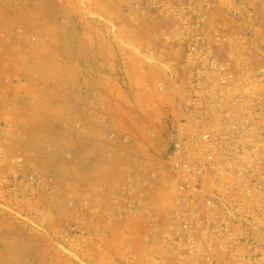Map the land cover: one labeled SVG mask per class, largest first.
<instances>
[{
	"label": "rangeland",
	"instance_id": "374dc122",
	"mask_svg": "<svg viewBox=\"0 0 264 264\" xmlns=\"http://www.w3.org/2000/svg\"><path fill=\"white\" fill-rule=\"evenodd\" d=\"M208 5L205 32L230 36L264 107V0H0L2 113L21 134L5 162L23 157L42 178L0 197V264H206L165 241L183 35ZM223 252L264 264V217L250 243Z\"/></svg>",
	"mask_w": 264,
	"mask_h": 264
},
{
	"label": "built area",
	"instance_id": "2783aa9c",
	"mask_svg": "<svg viewBox=\"0 0 264 264\" xmlns=\"http://www.w3.org/2000/svg\"><path fill=\"white\" fill-rule=\"evenodd\" d=\"M211 16L208 5L183 35L189 80L171 131L169 162L178 204L165 244L178 259L214 264L224 254L227 264L230 256L223 250L250 243L257 219L264 217V107L239 54L227 48L230 36L205 32ZM220 46L226 47L223 55ZM171 84L159 82L158 88ZM2 111L0 95V197L12 198L27 184L40 186L42 178L29 173L23 157L6 164L10 134H21L10 130Z\"/></svg>",
	"mask_w": 264,
	"mask_h": 264
},
{
	"label": "crops",
	"instance_id": "0c3cea01",
	"mask_svg": "<svg viewBox=\"0 0 264 264\" xmlns=\"http://www.w3.org/2000/svg\"><path fill=\"white\" fill-rule=\"evenodd\" d=\"M59 105H60V106H64V105H65V103H64V102H62V101L60 100V102H59ZM69 105H71V102H69Z\"/></svg>",
	"mask_w": 264,
	"mask_h": 264
}]
</instances>
